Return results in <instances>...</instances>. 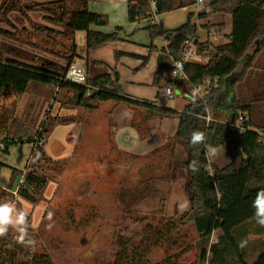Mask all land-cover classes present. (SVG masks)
<instances>
[{
  "label": "trees",
  "instance_id": "16d2710c",
  "mask_svg": "<svg viewBox=\"0 0 264 264\" xmlns=\"http://www.w3.org/2000/svg\"><path fill=\"white\" fill-rule=\"evenodd\" d=\"M150 1L155 2L157 15L186 7L193 2V0H129V22L148 17ZM207 1V10L198 17L206 18L213 13L231 15L232 32L229 44L216 47L208 43L199 44L197 26L192 22V16H189L186 23L175 30L162 32L156 24H150L145 29L151 40L160 36L164 37L167 44L164 53L172 62L180 59L184 44L190 39L194 40L196 52L199 55L205 52L204 55L209 58L204 64L188 62L184 68L188 81L178 83L176 80H171L168 82L170 87L179 90L182 86L193 88L202 85L206 80L219 79L215 90L204 99L195 98L181 112L126 96L119 87L116 74L113 77L102 75L87 80L86 85H77L64 80L66 68L76 57L74 32H85L87 48L118 41L117 33L121 30L120 28L115 29L113 34L90 30V26H104L107 21L104 16L88 10L89 0H59L39 6L48 13L47 19L51 23L64 29L63 32L57 33L51 28L44 27L36 28V32L39 35L46 34L45 37L49 38L57 34L69 43L67 48L69 54L68 58H65V65L59 66L51 61L35 58L27 59L30 62L17 61L5 57L0 51V98L9 94L22 95L27 92L30 85L38 84L70 93L74 107L92 109L90 105L92 103H123L144 109L147 119H178L176 133L165 148L168 150L179 144L185 150L186 159L182 167L187 173L184 189L188 198V209L181 215L168 218L134 213L137 218L133 221L131 236L117 237L116 251L111 264H150L148 256L156 249L165 252V258L159 264H241L237 253L225 236L217 237L215 242L211 241V237L214 231L249 217L253 213L252 194L264 189V144L259 142L258 134L253 130L254 128L264 131V121L256 122L252 117V104L256 101L243 102L235 96L225 103L223 89L229 83L233 85L239 79L243 80L246 72L252 67L255 57L264 48V0ZM21 9L20 0H1L0 22H6L7 14ZM158 65L160 66V59ZM159 78V74H156L155 85H158ZM208 109L227 112L231 117L230 122L223 124L212 118L211 122L206 123L204 117ZM245 115L247 121L241 124L243 130H240L236 123L240 116ZM2 120L0 119V128L3 127ZM194 131L204 132L205 144L216 149L230 139L238 137V165L230 163L219 168L208 163L205 145L193 147L189 143L191 133ZM46 133L48 130L38 135L36 132L39 140L36 139L37 137L26 140L15 139L4 134V138L0 140L2 145L0 151L8 153L10 147L23 143L34 144L37 140L41 145L40 141H43L42 137ZM36 147L31 156L34 157L35 151L38 152L35 164L25 166V173L21 176L23 183L20 187L17 186L16 190L20 198L32 204L41 200L49 181L47 166L59 172L65 165L64 161L53 162L47 158L43 146ZM163 152L165 150L162 149L154 152L149 155V159L145 158V160H153L155 157L157 160ZM193 160L198 162L199 168V171L195 173L188 167ZM177 165L179 164L171 163L172 172ZM208 167L212 171L211 174ZM152 168V165L146 166L143 171H149ZM18 173L21 172L11 169L10 179ZM158 177V174L150 176L151 180ZM143 183L141 178L135 185L137 196L130 206L149 195L139 194L144 190ZM146 217H149L151 221L157 220L156 225L144 223ZM188 228L193 230L195 243L187 233ZM18 235V232L9 228L8 233L0 237V264H53L48 254L37 251L35 243L32 245L17 243ZM26 239L32 240L28 236ZM191 243L197 250L193 261L181 262L182 256L191 251Z\"/></svg>",
  "mask_w": 264,
  "mask_h": 264
},
{
  "label": "rangeland",
  "instance_id": "374dc122",
  "mask_svg": "<svg viewBox=\"0 0 264 264\" xmlns=\"http://www.w3.org/2000/svg\"><path fill=\"white\" fill-rule=\"evenodd\" d=\"M108 3L113 8L120 6L119 0H108ZM207 6L208 1L203 11L207 10ZM21 8L22 12L24 8L22 6ZM31 8L39 13L32 12L31 18H28L26 23L23 22L21 17L23 14L20 15L19 10L7 14L6 22H0V51L5 57L17 61L30 62L27 59L35 58L51 61L59 66L65 65V58H68L69 54L67 50L69 43L57 34H53L51 38L45 37L46 34L39 35L36 28L43 27L32 25L31 21L32 19L36 21L42 14L48 15V13L38 5H32ZM191 11H195L193 7L155 16L150 20L143 18L129 25L124 32L130 38L135 37L134 40L139 42L148 40L147 33L143 30L145 27L157 24L161 31L176 29L186 23ZM23 24H26L28 29H21ZM54 26L55 28L52 29L59 33L61 26L56 24ZM75 33L77 52L82 55L86 51L85 33L81 31ZM145 57L140 58L139 63H145ZM130 59L133 58L127 57L124 64L126 65V61ZM153 70V65L149 63L135 77L130 73L122 76L121 81L126 85L134 78L136 81L148 83ZM71 98L70 93L38 84L30 85L27 92L22 95L9 94L0 98V119H3L0 140L4 138V134L15 139L36 138L38 134L48 130V133L42 137L44 143L46 142L43 148L45 156L53 162L67 161L62 172H55L50 169L51 166H47L49 181L41 200L32 204L20 198L16 190L17 186L20 187L23 183L21 176L25 173V166L35 164L38 152L35 151V156L31 157L34 147L43 146V143L39 145L37 142L39 137H37L35 145L23 143L10 147L8 153L0 151V204L11 203L17 210L28 211L27 236L34 241L37 251L48 254L53 264H111L116 251L117 237L131 236L133 221L137 218L131 213L134 206H130V202H133L137 196L134 188L137 182L142 178L143 184L146 183L144 178L148 177L146 174L148 171L146 173L143 171L144 163L148 162L149 165L152 163L151 165L156 169L164 162L170 163L171 159H174L172 155L177 144L171 150L165 149L157 160L154 156V160L145 161V158L149 159L148 155L157 149L155 142L149 140L142 141L135 154L125 155L127 153L118 150L112 141L110 128L116 116L112 117L106 111L96 118L87 116L85 110L74 107ZM181 100L176 97L174 101L159 99L158 102L176 110ZM121 104L131 110L138 108ZM261 106L263 107L262 103ZM125 118L124 115V120ZM169 120L176 118L167 119ZM90 122L97 126V137L87 127ZM69 123L73 124L69 125ZM179 147L184 152V148L180 145ZM101 148L102 153L96 156L95 151ZM217 154L219 157L222 156V162L227 161L222 149H219ZM179 168L186 173L181 165H177L174 171ZM11 169L21 173L10 179ZM153 172L148 175H160L159 172ZM139 194H145V190ZM155 195V198L152 197L139 204L137 211L160 209L163 215L165 201L160 200L163 194L155 191ZM143 213L140 215H144ZM162 215L155 216L165 218ZM145 222L156 225L157 220L151 221L146 217ZM187 231L195 243L193 230L188 228ZM214 240H216L215 235L212 238V241ZM193 245L191 251L182 256L181 262L193 261L194 253L197 251ZM246 254L247 262L253 259L251 257H254V253L248 251ZM148 258L150 264H159L165 258V252L156 249Z\"/></svg>",
  "mask_w": 264,
  "mask_h": 264
},
{
  "label": "crops",
  "instance_id": "0c3cea01",
  "mask_svg": "<svg viewBox=\"0 0 264 264\" xmlns=\"http://www.w3.org/2000/svg\"><path fill=\"white\" fill-rule=\"evenodd\" d=\"M55 1L59 0H20V2L22 3L21 6L24 8V10L22 12L19 11V14H23L21 15V17H23V22L26 23L28 22V18H31L30 14L32 12L39 13L36 9L31 8L32 5L40 6ZM119 2L120 6L118 8H113L108 3V0H89L88 10L91 13L104 16L107 21L104 26H90V30L103 34H113L115 32V29L120 28L121 30L117 33L118 41L113 43H105L90 48H87L86 46V51L82 55L78 54L77 46L75 44L76 57L73 59L71 64H74L77 68L81 69L85 73L87 80H92L102 75H109L113 77L116 74L118 75L119 87L126 96L139 101L151 103L158 107H165L158 101L159 99L167 100L162 96V90L165 87H170L168 85V82L173 80L170 74L173 62L168 58L166 53H164V50L167 46L166 41L163 39L164 37L162 36L151 40L147 32L146 33L148 36V40H143L139 42L137 40H134L135 37L130 38L124 32L126 29H128L129 25L134 24L143 18H149L150 20L153 16L142 17L138 18L135 22H129V0H127L126 2L119 0ZM190 7H193L195 11H191L188 14L186 21L189 16L193 17L192 22L197 26V39L199 44L208 43L210 46L216 47L230 43L229 37L232 32L231 15L213 13L206 18H200L198 17V15L204 12V7L201 8L197 6L195 4V0H193V2L188 4L186 7L176 9L174 11L186 10V8L188 9ZM161 15L156 14L155 16ZM47 16L48 15L42 14L40 17H38L37 20L35 19L36 21L32 19V25L41 26L43 28H55L54 24L47 19ZM155 16L153 18H155ZM147 27H145L143 30L146 31L145 29ZM24 28L28 29V26L26 24H23V26H21V29ZM60 31L63 32L64 29L62 28ZM75 36L76 33L74 32V43ZM204 53L205 52H202L200 58L194 60L193 62H198L202 64L207 63L209 58H207ZM127 57H131L133 59L127 60V64L125 65L124 61L127 59ZM144 57L147 63H139L140 58ZM159 59L160 66L158 65ZM149 63L153 65L154 70L152 73V77L150 78L148 83H145L143 81H136L134 78H132L131 81H129L126 85L122 83V76L124 77V75H129L130 73H133V76L135 77V75L142 72L143 69H145ZM156 74H159L160 76L158 80V85L154 84ZM231 84L232 83H229L228 85L224 86V102L227 103L235 96L243 102H248L251 100L256 101V103L253 102L252 104V117L256 122L264 121V48L255 57L254 63L252 67L246 72L244 79H239L236 84ZM155 87L157 89L153 90V88ZM172 89L175 93L178 91L179 94L177 95V97L182 99L178 109L175 110L181 112L186 106L193 102V100L191 99L193 89L188 87L186 88L184 86H182L180 90L176 88ZM261 103L263 104V107L261 106ZM90 105L92 109L80 108L82 110H85V114L87 116L90 115L96 118L97 115L105 113V111L109 112L112 117L114 115L116 116L115 122L113 123V125H111L110 128L113 136L112 141L118 150L123 151V153H127L125 155L135 154V151L137 152L139 150L138 148L141 142L147 140L155 142L157 151L161 149L164 151L166 149L165 145L170 139L173 138L178 127V119L169 121H167V119L170 118L147 119L145 110L142 108L139 109V107L137 108L138 110H131L130 108L122 106L121 103L113 102L92 103ZM207 112L211 116V118H213L216 122L223 124H228L230 122L231 117L225 111L208 109ZM124 115L126 116L125 120ZM93 123H95V121H93ZM133 123H136V125H134ZM71 124L73 123H69V125ZM87 127L92 130L91 133H93L96 137L98 136V129L96 124L92 125V123L90 122L87 124ZM253 130H255L256 132L261 131L256 130L254 128ZM45 144L46 142L44 143L43 141V148ZM219 149H222L227 161L225 163L224 161L222 162V156L219 157L217 154L215 158L209 159L210 163L216 165L219 168H223L229 165L230 163L238 165V137L230 139L223 146L217 148V153ZM101 150L102 148L95 151L94 154L96 156L98 154H101ZM184 152L179 147V144H177L172 155V158L174 159H171L170 162H174L182 166L186 159V153L184 154ZM63 161L66 164V160L58 162ZM171 163L164 162L162 163L163 165L161 167L157 169L153 167L151 170H147L148 172L144 170L145 173L147 172L146 174L148 177L145 176L144 179L146 180V183L143 187L145 193L149 195L145 199L134 203V208L131 210V212L138 214H142L144 212V215L161 216L162 213L160 209H156L155 211H149L147 209L144 211H137V206L143 201L152 199V197L155 198V191L160 194L162 193L163 195L160 200L163 199V201H165L164 213L162 216H178L187 211L188 198L184 191V185L187 178L186 173L180 168L177 171L172 172ZM146 166L151 165H149V163L147 162L144 163L143 168H146ZM152 171H155V173L159 172V177L151 180L152 178H150L148 173H151ZM256 194L257 192L252 194V201H254ZM185 203L187 204V208L186 210L181 211V205ZM254 212L255 209L253 208V213L249 217L236 221L219 230L214 231L211 237L212 241L214 235L216 236V239L219 236H225L230 242L235 252L237 253L241 264H264V227L256 223ZM241 240L248 241L247 245L244 248H240L238 246ZM215 241L216 240L212 242ZM248 251L249 253H254V257H251L253 259H250L247 262L246 253Z\"/></svg>",
  "mask_w": 264,
  "mask_h": 264
},
{
  "label": "clouds",
  "instance_id": "9594fccd",
  "mask_svg": "<svg viewBox=\"0 0 264 264\" xmlns=\"http://www.w3.org/2000/svg\"><path fill=\"white\" fill-rule=\"evenodd\" d=\"M182 66L176 65L173 74H176ZM79 78L83 79V74H80ZM196 97V93L193 92L191 99L194 101ZM206 136L202 131H194L191 133L189 143L196 147L198 145H205L206 155L209 159H213L217 156V149L212 147L211 145L205 144ZM198 162L193 160L189 164V169L195 173L199 171L197 166ZM252 207L255 209L254 217L256 223L262 227H264V189L257 192L256 197L252 203ZM187 204L181 205V211L186 210ZM28 211L26 209L17 210L15 206L11 203L0 204V237L5 236L9 228H12L19 235L16 237V242L21 245H32L34 244L33 240L26 239L28 235ZM51 216V213L49 214ZM247 240H241L239 242V247L244 248L247 245Z\"/></svg>",
  "mask_w": 264,
  "mask_h": 264
},
{
  "label": "built area",
  "instance_id": "2783aa9c",
  "mask_svg": "<svg viewBox=\"0 0 264 264\" xmlns=\"http://www.w3.org/2000/svg\"><path fill=\"white\" fill-rule=\"evenodd\" d=\"M121 1L126 2L127 0H121ZM149 4H150V11H149L148 16L154 17L156 15L155 2L150 1ZM195 4L197 6L203 8L207 4V0H195ZM200 56L201 55H199L196 52L194 40L190 39V40L186 41L184 44L183 52H182L180 59L175 60L172 63V68H171V72H170L172 79L176 80V82H178V83H186L188 80H187V76H186L185 71H184L185 65L188 62L199 59ZM176 65H181L182 67L178 71H176V74H173ZM80 74H83L82 80L79 78ZM64 80L69 82V83H73V84H77V85H86V83H87V78H86L85 73L81 69L77 68L74 64H70L67 67V70L64 73ZM218 84H219V79L214 78L212 80H206L202 85L197 86V87H193L192 89H193V92L196 93L197 98L204 99L205 96H207L211 91L215 90L218 87ZM162 96L169 101H173L177 97L176 93L174 92V90L171 87L163 88ZM204 119H205L206 123L211 122L213 120L211 118V116L208 114V112L205 115ZM244 121H247L246 116H240L238 118L236 126L239 127L240 130H243L241 127V124ZM257 134H258L259 142L264 144V131H259V132H257ZM42 142L43 141H41L40 143H42ZM208 163H210L209 158H208ZM208 169H209V167H208ZM209 172L211 174V172H212L211 169H209Z\"/></svg>",
  "mask_w": 264,
  "mask_h": 264
},
{
  "label": "water",
  "instance_id": "95a60500",
  "mask_svg": "<svg viewBox=\"0 0 264 264\" xmlns=\"http://www.w3.org/2000/svg\"><path fill=\"white\" fill-rule=\"evenodd\" d=\"M178 94H179V92L177 91V92H176V95H178Z\"/></svg>",
  "mask_w": 264,
  "mask_h": 264
}]
</instances>
